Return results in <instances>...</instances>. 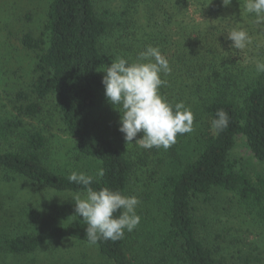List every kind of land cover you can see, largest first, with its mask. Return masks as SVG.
<instances>
[{
    "label": "trees",
    "instance_id": "obj_1",
    "mask_svg": "<svg viewBox=\"0 0 264 264\" xmlns=\"http://www.w3.org/2000/svg\"><path fill=\"white\" fill-rule=\"evenodd\" d=\"M233 2L243 9L244 0ZM135 8L134 3L126 4L118 15L100 12L96 0H51L40 34H22L23 50L34 54V78L28 90L16 94L15 102L20 103L16 120L0 122V136L22 138L16 150L0 149V171L9 178L6 182L21 179L39 191L68 196L85 191L69 182V175L49 167L51 156L43 130L32 125L26 128L25 118L38 119L44 111L42 102L51 100L64 132L74 141L72 160L94 162L105 171L102 178L94 180L93 189L108 187L128 196L145 162L142 154L135 153L139 147L135 140L143 133L127 145L119 131L120 113L105 97V73L101 71L117 57L131 61L147 46L157 47L171 67L170 74H161L166 81L161 95L173 105L184 102L194 115L193 131L177 138L191 137L197 146L191 158L160 179L168 226L159 246L170 255L158 259L135 255L129 248L127 230L120 240L101 239L92 244L86 238L87 225L76 218L75 204L64 203L50 216L54 223L58 219L63 222L48 229L30 227L41 222L42 213L25 209L13 214L28 229L15 228L10 233L5 231L8 227L1 226L0 257H30L49 244L72 242L94 247L112 264H219L220 247L200 233L196 215L197 201H211L209 196L216 190L235 194L241 206L252 208L264 221V175L249 174L232 158L237 137L242 135L256 159L264 162V73L256 70L257 62H264V40L259 45L253 39L245 49L237 50L227 39V28L196 29L175 40L170 31L173 19L161 25L163 35L150 34L151 21L160 26L151 4H146L143 26H138L130 13ZM237 15L228 31L240 27L249 36L264 39V30L252 23L246 29L240 25L245 19L242 12ZM107 38L114 39L116 46L105 45ZM253 46H262L254 54L258 60L247 56ZM220 109L228 114L229 124L215 130L211 121Z\"/></svg>",
    "mask_w": 264,
    "mask_h": 264
},
{
    "label": "rangeland",
    "instance_id": "obj_2",
    "mask_svg": "<svg viewBox=\"0 0 264 264\" xmlns=\"http://www.w3.org/2000/svg\"><path fill=\"white\" fill-rule=\"evenodd\" d=\"M50 1L0 0V122L16 120L18 117L16 106L20 105L15 102L16 94L19 90H28L33 81L34 54L23 50L20 38L26 31L40 34ZM133 3L136 8L130 13L135 16L138 26L145 25L146 4H151V10L155 19H159L160 26L151 21L150 34L163 35L161 25L166 26L173 19L170 31L175 40H182L184 33L188 35L196 29L214 31L216 28H227L228 32L232 18L238 16L240 12L245 18L240 25L247 29L246 25L252 23L253 27L259 28L253 23L254 16L246 13L233 0L228 7L222 5V0H96L100 12L111 11L118 15H122L126 4ZM165 30L169 33L167 27ZM223 33L222 31L221 36ZM250 37L251 40L257 39L259 45L263 44V36ZM105 43L116 46L112 38H107ZM261 47H249L248 58L258 60L259 57H255L254 54L259 53L258 49ZM42 105L44 111L38 119L25 118L24 122L26 128L32 125L42 129L48 138V152L51 156L48 161L49 167L66 175H70L72 171L85 172L89 175L95 173L98 164L72 160L74 141L64 132L52 101L42 102ZM18 138L0 136V149L16 150L22 140ZM191 142V137L181 136L170 147L171 149L152 150L138 147L135 150V153L142 154L145 158L128 194L136 196L140 201L136 212L141 221L132 232L127 231L129 248L135 255L140 257L151 255L153 259L170 255L169 251L159 246L168 226L167 208L160 179L180 165V162L193 156L197 146ZM177 143L178 147L174 148ZM232 158L249 174L264 175V162L256 159L242 135L237 137ZM6 177V174L0 171V227H8V230H5L7 232L12 233L11 229L15 228L17 231L28 229L20 222V218L13 215H18L22 210H33L43 214L41 222L30 224L32 229L34 226L38 229H48L56 223L63 222L58 219L54 223L50 218L57 206L64 203L75 204L72 195L58 194L50 190L39 191L21 179L12 178L9 180L11 182H6L9 179ZM209 197L211 201L206 200L207 198L197 201L196 215L200 223V233L220 247L219 264H264V221L258 218L252 208L248 210L241 206L238 197L233 193L216 190ZM76 218L83 220L82 217ZM0 264L112 263L100 256L94 247L78 246L72 242H57L45 246L30 257L2 256Z\"/></svg>",
    "mask_w": 264,
    "mask_h": 264
},
{
    "label": "clouds",
    "instance_id": "obj_3",
    "mask_svg": "<svg viewBox=\"0 0 264 264\" xmlns=\"http://www.w3.org/2000/svg\"><path fill=\"white\" fill-rule=\"evenodd\" d=\"M231 4L232 0H222L224 7ZM243 10L254 16L253 23L264 30V0H244ZM227 34V39L233 42L231 47L237 50L245 49L252 42L248 32L240 27H233ZM256 70L264 73V62H257ZM101 72L105 73L102 78L105 97L120 113L119 131L124 134L127 145L143 133L142 138L135 140L139 147L167 150L176 143L178 134L193 131L191 109L184 102L171 104L160 93L161 86L166 84L161 74H170L171 67L159 48L149 45L131 61L117 57ZM228 124V114L223 109L217 110L211 127L223 130ZM104 174V169L99 168L93 175L72 171L68 176L69 182L85 189L74 193L72 200L76 216L82 217L87 225L86 238L92 244L101 239L120 240L125 230L132 232L141 221L136 212L140 203L136 196L108 187L93 189L94 180Z\"/></svg>",
    "mask_w": 264,
    "mask_h": 264
}]
</instances>
